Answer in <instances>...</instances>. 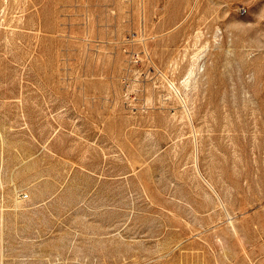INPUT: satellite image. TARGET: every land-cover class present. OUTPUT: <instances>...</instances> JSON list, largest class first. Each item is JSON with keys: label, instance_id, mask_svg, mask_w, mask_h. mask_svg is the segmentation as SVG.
Returning a JSON list of instances; mask_svg holds the SVG:
<instances>
[{"label": "rangeland", "instance_id": "1", "mask_svg": "<svg viewBox=\"0 0 264 264\" xmlns=\"http://www.w3.org/2000/svg\"><path fill=\"white\" fill-rule=\"evenodd\" d=\"M0 264H264V0H0Z\"/></svg>", "mask_w": 264, "mask_h": 264}, {"label": "bare ground", "instance_id": "2", "mask_svg": "<svg viewBox=\"0 0 264 264\" xmlns=\"http://www.w3.org/2000/svg\"><path fill=\"white\" fill-rule=\"evenodd\" d=\"M199 56H200V54L199 53H196V54H194V60H198V58H199ZM197 62V61H196ZM191 64H192V62H191ZM193 64H195V61L193 62ZM195 66V65H194ZM192 67V66H191ZM193 72H194V69H191V71H190V75L191 74H193ZM189 74V73H188ZM189 75V76H190ZM186 77H188L187 75H186ZM185 77V78H186ZM189 80H190V77H189ZM188 80V81H189ZM170 83H171V81H170ZM183 85H184V81H183ZM188 85V84H187ZM172 86H173V84H172ZM174 86H176V84L174 85ZM173 88V87H172ZM176 89V88H175ZM174 91V90H173ZM176 91H177V89H176Z\"/></svg>", "mask_w": 264, "mask_h": 264}]
</instances>
